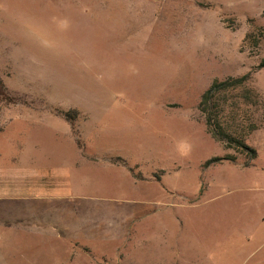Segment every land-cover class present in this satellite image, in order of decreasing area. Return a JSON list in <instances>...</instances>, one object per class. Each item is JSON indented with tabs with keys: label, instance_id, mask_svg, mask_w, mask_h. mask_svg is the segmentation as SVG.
Masks as SVG:
<instances>
[{
	"label": "rangeland",
	"instance_id": "374dc122",
	"mask_svg": "<svg viewBox=\"0 0 264 264\" xmlns=\"http://www.w3.org/2000/svg\"><path fill=\"white\" fill-rule=\"evenodd\" d=\"M0 80V264H264V0H0Z\"/></svg>",
	"mask_w": 264,
	"mask_h": 264
},
{
	"label": "trees",
	"instance_id": "16d2710c",
	"mask_svg": "<svg viewBox=\"0 0 264 264\" xmlns=\"http://www.w3.org/2000/svg\"><path fill=\"white\" fill-rule=\"evenodd\" d=\"M249 80L250 74L248 73L241 77L229 78L222 82L214 81L201 96L199 109L205 116V124L209 133L216 140L220 142H225L227 144L235 143L238 144L240 147L246 148L242 142L236 140L234 134L230 130L224 129L222 127L224 124V119L220 116V113L223 112L224 109L221 108L220 100L221 97H223V94H225L227 91L234 90L240 87L243 88V96L248 99L251 93L244 86L248 83ZM0 99L5 102H9L11 100L8 91L1 80ZM220 160V158L210 159L206 161L205 166H208L209 164Z\"/></svg>",
	"mask_w": 264,
	"mask_h": 264
},
{
	"label": "crops",
	"instance_id": "0c3cea01",
	"mask_svg": "<svg viewBox=\"0 0 264 264\" xmlns=\"http://www.w3.org/2000/svg\"><path fill=\"white\" fill-rule=\"evenodd\" d=\"M251 165H252V164H251ZM239 168H241V169H247L248 167H245V166L241 165V166H239ZM30 188H32L33 191H38V189H36V186H33V185H32V187H30ZM41 190H42V189H39L38 192H40Z\"/></svg>",
	"mask_w": 264,
	"mask_h": 264
}]
</instances>
